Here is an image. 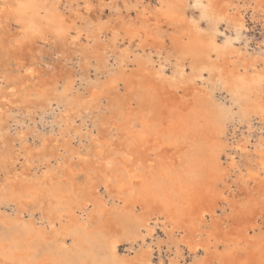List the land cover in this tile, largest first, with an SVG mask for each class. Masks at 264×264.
I'll list each match as a JSON object with an SVG mask.
<instances>
[{
  "label": "bare ground",
  "instance_id": "6f19581e",
  "mask_svg": "<svg viewBox=\"0 0 264 264\" xmlns=\"http://www.w3.org/2000/svg\"><path fill=\"white\" fill-rule=\"evenodd\" d=\"M67 1H70L69 3H71V0ZM82 1L83 4L81 3L79 5L81 8H79V10L77 9V11L82 9V11L78 14L79 19L83 17L82 14L85 16L86 14H89L88 12L92 8H94L92 6V0ZM203 2L207 15L213 19L214 23L226 20L228 23H234L239 28L245 26L246 16H243L245 13H238V11H236L237 13L232 12L227 8L228 6H223L218 0H203ZM185 3L186 0H159L155 6L150 8L151 6H149V4H144L143 0H134L130 4H125V7L127 9L138 8L139 15L138 12H136L139 16V21L137 20L138 22H134L133 20L132 22L130 19L131 22L127 25L126 19H129L125 17L126 19L123 21H125L124 24L126 25H123L122 23L118 24L117 20V23L114 20L113 22L112 19H107V21L104 22L101 16L102 13L99 15L95 13L92 17L93 20L88 17L78 24L79 22L77 20L61 11V0H0V29L2 24L5 22L9 26L10 20L14 21L19 26H28L35 33L40 32L44 25L45 27L47 25L56 27L54 29L57 30V36L60 39H71L74 43L82 40V37L85 36L86 33H89L92 30L96 31V41H100L104 35L110 37V41L105 47L104 52L97 57L99 67L103 64L105 66L107 61L105 54L106 50L109 49L114 55L119 52L117 51V44L120 37H122V40H125L126 38L130 39V41H133L134 43H136L134 40L137 39L138 46L140 47V49L137 48L138 52L134 53L132 46L128 45L127 48L120 55H118L119 68L109 71L110 77L103 86L108 85L111 87L109 88L110 91L111 89H114L115 91L113 94L116 92V95L119 96L118 86L119 82L122 81L128 92V98L124 101V105H127L128 108L124 109L127 111H129L128 109H132V103L135 101L133 97H140V101L147 106L146 108H148L147 115L134 118V121L135 119L138 120L137 122L135 121L136 123H140L135 125L139 129H133L131 127V122H129L131 120L123 117L126 121L128 120L129 127L126 128L124 125L125 128H123V130L121 129V134L118 132V136L120 137H118L119 139L116 141H111L110 138L113 136H109V134L113 133L109 132V134L105 133V136L96 139V157L98 159L95 163L100 164V166L93 168L96 173L95 175H97L96 177L99 180H102L101 182L105 184L104 186H106L107 189L112 185V181H114L119 188V192L118 189L116 190V192L119 193V195H117L118 199H123L124 201V205L122 207L119 208L116 204L114 208L112 207V210H110L111 206L109 209H106L102 201V205H97L98 213L100 212V214L116 216L115 218H118L122 224L121 230L123 231L121 232L126 235H131L134 238L136 237V239L141 235L142 228L147 230L148 227L152 225L151 220L153 218L157 219L154 224L155 227L161 224L158 223L160 217H153L154 215L165 216L166 219L164 220L161 228L168 236L167 238L169 239V242L166 241V243L174 245V249L171 248L170 250H174L176 254L175 257L171 258L170 262L166 264H180L182 250L185 249L191 253V256L196 259V263L199 264H219L220 262L223 264H255L256 262L254 263L253 260L254 256H247L246 260H239V256L237 255L239 249L241 248H238L239 245L241 242L244 243L249 238L250 229L253 225L245 226L242 233L234 239H231L232 237L230 238V234H234L235 232L234 227L233 230H230V234L224 233L225 236L222 237L223 240L226 239L229 241L226 243L228 250L227 255H223V253H216L215 255L213 252H210L213 240L212 230L214 228L210 229L211 226L208 227L205 222L208 214L212 219L214 218V211L211 209H205V200L203 199L202 193L204 194L205 192V194L208 195V191L210 190L209 192H211L213 187L209 189V186L212 184L209 183V181L215 177V173L219 168H221L218 157L219 150L217 151V147H221L222 139L220 135L223 131V122L230 116L231 112L229 109H222V107L218 108L217 106H214L212 103L213 100H211V95L208 92H205L206 90L204 91L203 88L201 90L199 88L200 86L198 87L197 80L198 78L204 77L205 72H207L209 75L207 77L208 81L212 82V85H220L226 88L230 93L234 104H239V106L243 107L245 114H249V112H257L264 115V66L262 71L257 72L259 69L257 68V60L247 59L244 54L239 53L235 48L219 42V31L216 28L211 27L207 30H203L196 25L190 15L186 12ZM97 8H99V5ZM123 21L120 20V22ZM164 21H167V24L169 22V25L170 23L173 24L172 27L175 25L178 28V25H180L179 27L182 33V35L180 34L181 36L177 38L179 40H175V44L177 45L175 48V52L177 53V61L175 64L177 74L173 76L165 74L163 70V63L165 62L160 56L158 59H155L153 58L151 52H147V47L149 46H154L153 48L156 47L160 49L164 47L166 41L164 42L162 38L159 39V37L162 36L161 33L164 31H162V28H159V26ZM18 28L19 32L14 34L12 33V44H15L16 46L15 54L18 56V59L21 65L25 68V71L23 76L10 78V80L8 79V87L0 88V114L5 107L7 108L9 103L15 101L12 98L18 95V92L21 93L19 88L21 87L22 89L23 86H26V82H31L33 77H35L34 75L36 72H38L34 63L30 62V60L28 62L25 61L24 58H20L24 55L26 51L25 49H27L26 46L29 44L25 45V43H23L25 42L22 41L24 38V31L22 28ZM72 30L75 31V34H72ZM31 46H33V44ZM84 51L85 50H81V52L85 54ZM133 54H135L134 57L129 59V57ZM126 59L129 61L134 60L136 64H142V67H140V73L129 74L127 67H124L122 64V62L127 61ZM166 59L165 61H168ZM187 64L190 68L189 71L186 69ZM262 65H264V62ZM148 66H152L154 69L153 72L148 71ZM157 66L159 67L157 68ZM251 69H254L253 73L251 72L253 71ZM57 80L54 81L51 93L53 97H56L59 100L60 103H66V109L63 110L56 119L57 124L62 126L63 124L67 125V123L72 119L73 108L76 107L77 104L72 97L68 95L65 96L66 94L64 95L65 97L62 95H56V92L58 91L55 85ZM47 84L42 83L43 94L41 93L42 91L40 88V101L53 98L47 94ZM180 91L183 93L180 94ZM93 92L95 93V90ZM102 96L104 97V95ZM94 97L97 98L96 96ZM120 99L121 98H119V100ZM81 102L83 103V99L78 103L79 107L81 106ZM113 103L114 106L116 103ZM110 105H112V103ZM133 107L135 108V106ZM49 108L52 109L51 106ZM145 109L143 111H145ZM116 115L118 116V114ZM121 115H123V113H121ZM127 115L130 116V114ZM104 116L102 115V117ZM14 120L15 122L17 121L16 119ZM118 121L120 124H124V122L126 124V121L121 122L118 119L116 123H118ZM109 126L112 127V124ZM17 136H19L21 140L22 133ZM93 138L95 139L97 137H92V139ZM104 139L108 140L102 141ZM45 141L46 140L44 139V143ZM241 141H238L237 139V143L233 147L236 149H244L246 144H243L244 140L242 142ZM246 143L248 144V142ZM260 145L262 146L263 143ZM106 151L108 153L111 152L115 156L112 158L104 156ZM79 153L76 155L79 156ZM257 156L258 154L256 157ZM27 159L31 158L28 157ZM82 159L85 158L83 157ZM26 162L28 163V161ZM256 162H258L257 165L259 167V173L257 175L259 176L260 170L264 172L263 155H261L259 160ZM59 167L57 171H60ZM73 169V162H66L64 164V175L66 177L69 175L73 176ZM219 171L221 173V170ZM15 172H17V170ZM62 176L63 175H61V177ZM70 176L68 178H70L71 181L64 177L68 182L65 179H59L58 177V180H53L52 178L50 181L44 178L45 180L39 181L38 185H29L26 183V185H21L20 183L23 184V179H25L23 174H12L14 183L13 186L10 185L7 190L11 199L22 203L24 201L26 202L29 198L37 199L38 196V198L41 199L46 198L48 200H52L54 203L51 202L50 205L56 214L59 213L56 216L59 218L60 223L58 224H60L59 226L61 227L58 230L55 228L57 217L53 215L49 216L52 220L50 221V230H46L44 227L37 228L33 223H29L24 227L15 230V233L4 236L0 239V264H153L151 258H145L147 255H145V257L141 256L140 260H138V257L130 259L126 257H119L120 241L114 237L117 232L115 235L114 233L111 235L110 228H108L109 226H113L115 223L110 225L108 220H104L106 223H109V225L106 226V228L109 229V231H107L104 227L105 225H103V227H99L97 223L95 226L91 225V228L92 226L96 227L95 229H91L87 222L82 221L79 219L80 217L78 218V216L73 214V216L68 215L69 217L66 215L67 218L63 219L66 214L65 212L67 211L66 205L69 203V200L66 197L72 198L75 191H77L74 187L75 180L73 181ZM218 176H216L217 178L215 177V183H217L216 181L218 178L220 179ZM89 177L90 180L93 181L91 178L92 176L89 175ZM252 177L254 178L253 175ZM76 183L78 184V182ZM85 191L86 190H84V193ZM213 191H216V188ZM79 195L81 197V194ZM110 195H112V193H110ZM216 196L217 195H214V197ZM80 197H78L79 200L81 199ZM210 201H213L214 204L217 202L213 196ZM47 202L48 201H46V203ZM79 202H81V200ZM88 205H90V203ZM137 207H139V212H137ZM51 208L50 210H52ZM249 210V208H244V214L246 215ZM261 210V212H258L259 215L264 213V208ZM100 224L102 225L103 223L101 222ZM114 227L117 228L115 225ZM155 227L151 228L150 232L148 230L149 233L147 232V234L153 236L154 230L157 229H155ZM113 231L115 230L113 229ZM68 238L71 240V243L69 242L70 244L68 243ZM141 239L143 243L141 245L143 246L146 239L144 237ZM151 244L152 243L147 245V250L150 255L153 253ZM37 249L40 250V252H36ZM242 251L240 250L239 252L241 253ZM254 251H256L255 248ZM204 253H209V256L204 258ZM243 253L245 254V252ZM262 257V259H264V256ZM237 259L239 261H237Z\"/></svg>",
  "mask_w": 264,
  "mask_h": 264
},
{
  "label": "rangeland",
  "instance_id": "374dc122",
  "mask_svg": "<svg viewBox=\"0 0 264 264\" xmlns=\"http://www.w3.org/2000/svg\"><path fill=\"white\" fill-rule=\"evenodd\" d=\"M61 1V11L77 20L79 22L78 24H80V22L84 21L88 17L92 18L95 13L97 15L102 13L101 16L104 22L107 21V19H112V21L114 20L115 22L117 20L118 24L122 23L123 25H126L124 24L125 21H123L126 19L125 17L129 19H126L127 25L129 24V22H133V20L134 22L139 21V9H127L125 7V4H130L134 0H125L126 3L124 2V0H92V6L94 8H92L88 12L89 14H86L85 16L81 13L83 16L81 19H79L78 14L82 11V9H80V11H77V9L79 10V8H81V6L79 5L83 2L82 0H71V3H69L70 1L67 0ZM218 1L221 2L223 6H228L227 8L232 12L238 11V13H245L246 15H243L244 17L246 16L245 26L239 28L234 23H228L226 20L219 22L217 21V23H214L213 19L209 15H207L204 9L203 0H186L185 9L196 25H198L203 30H207L211 27L216 28L219 31V42L235 48L239 53L244 54L247 59L257 60V68H259L257 72L262 71V68L264 66L262 65L264 62V0L263 3L262 0ZM143 2L144 4H149V6H151L150 8H152L159 2V0H143ZM98 5L99 8H97ZM118 10L120 11V13ZM136 11L138 12V15ZM91 20H93V18ZM120 20L123 22H120ZM9 23L11 26H8L5 22L2 24V27L0 29V88L8 87V81L10 80V78H18L19 76L24 75L25 68L21 65L18 56H16L15 54V44H12V36L14 33L19 32L18 27L22 28V30L24 31V38L22 41L25 42L23 43H25V45L29 44L28 46H26L27 49H25L26 51L24 55H22L20 58H24V60L28 62L30 60V62L34 63L38 72L35 71V77H33L31 82H26V86H23L22 89L21 87L19 88V91L21 90V93L18 92V95L12 98L15 100V104L14 102L9 103V105H7V108L5 107L0 114V239L4 236L15 233V230L24 227L29 223H33L37 228L44 227L46 230H50V221L52 220L51 218H49V216H56L59 214H56L51 208L52 206L50 205V203L52 202V200H48L46 198L41 199L38 198V196L37 199L29 198L28 200H26V202L24 201L23 203L11 199L7 190L8 187L10 185L13 186L14 183L12 174H23V177L25 179H23V184L20 183L21 185H24L25 183L29 185H38L39 181L45 179L49 181L50 179L52 180V178L53 180H58V177L59 179H65L64 177L66 176L64 175V164L66 162H73V176H69L71 177V179H73V181L75 180L74 187L77 191H75V194L72 193V198L66 197L69 200L70 204L67 203L66 205L67 211L65 212L66 214L64 215L63 219H66L68 215H76L78 216V218L80 217L79 219H81L82 221L87 222L90 225V228L91 225L95 226L96 223L99 227H103V225H105V228L109 225V223L110 225H113L115 223L114 225L117 228H115L114 225L109 226L108 228H110L111 235L112 233H114L115 235V233L117 232L116 236L114 237H116L120 241L118 254L119 257H126L129 259L138 257V260H140L141 256L145 257V255H147L145 258H151L153 264L169 263L170 259L174 258L176 254L174 250H170L171 248L174 249V245H169L168 243H166V241L169 242V239L167 238V234L161 228L164 220L166 219L165 216L154 215L153 217H160L158 223L161 224L155 227L154 224L157 219L152 217V220L154 221L153 222L151 220L152 225H150L147 230L145 228H142L141 235L136 239V237L134 238L131 235H126L121 232L123 231L121 230L122 224L118 218H115L116 216L100 214V212L98 213L97 209V205H102V203L105 205L104 207L106 209H109L111 206L110 210H112V207L114 208L116 204L120 208L124 205V201L123 199H118L117 195H119V193H117L116 190L118 189L119 192V188L114 181H112V185L109 186L108 190L107 187L104 186L105 184L101 182L102 180H99L96 177L97 175H95L96 173L94 172L93 168L96 166H100V164L95 163L98 159L96 157V139L105 136L109 132L113 133H108L109 136H113V139L110 138L111 141H116L117 139H119L118 137H120L118 135L120 132H122L121 129L123 130V128L129 127L128 120L126 121V119L131 120L129 122H131V127L133 129H139L135 126L139 122L136 123L138 120L135 119V122L134 118L147 115L148 108H146L147 106L140 101V97H133L135 101L132 103V109H128L129 111L124 109L128 108L127 105H124V101L128 98V92L122 81L119 82L118 86L120 97L116 95V92L113 94L115 90L111 89V91L113 90L111 92L109 89L111 87H109L108 85L103 86L106 84L107 80L110 77L109 71H113L119 68L118 55H120L128 45L132 46V50H134V53L138 52V49H140V47L138 46L137 39L134 40L136 41V43H134L133 41L132 43L130 39L126 38L125 40H122V37H120L117 44V51L119 52L114 55L109 49L106 50L105 54L107 61L105 63V66L103 64L99 67L97 57L104 52L105 47L110 41V37L106 35L102 36L100 41H96L97 33L96 31L92 30L90 31L91 33H86V35L82 37V40L74 43L71 39H60L57 36V30L54 29L56 27L47 25L45 27L44 25L40 32L35 33L28 26H19L12 20H10ZM172 25L173 24L170 23L169 25V22L167 24V21H164L159 26V28H162V31L164 30L163 33H161L163 37H159V39L162 38L164 42L166 41L163 47L164 49L156 47L153 48L154 46L147 47V52H151L153 58L158 59V57L160 56L162 60H164L165 63H163V70L165 74L169 76L177 74V70L175 67L177 61V53L175 52V48L177 45L175 44V40L182 35L179 27L180 25H178V28L175 25L172 27ZM47 29H49L50 31ZM72 34H75V31L72 30ZM164 37L165 39H167L165 40ZM27 38L29 39V42ZM32 44L33 46H31ZM30 48L33 50H31ZM81 50H85V54L82 53ZM134 55L135 54L131 55L129 59H132ZM256 57H258L259 59ZM165 59L168 61H165ZM126 60L127 61L122 62V64L124 65V67H127L129 74L140 73V67H142V64H136L134 60ZM158 67L159 66H157V68ZM148 68V71L153 72L154 69L152 68V66H148ZM186 69L188 71L190 70L188 64ZM251 70L250 71L253 73L254 69ZM208 76V73L205 72L204 77L198 78V87L200 86L199 88L201 90L203 88L204 91L206 90L205 92H208L211 95V100H213L212 103L214 106H217L218 108L222 107V109H229L231 112L230 116L227 117L223 122V131L220 135L222 139L221 147H217V151L219 150L218 157L221 168L217 170V172L215 173V177L220 175L218 176L220 177V179L218 178L219 181L217 180V183H215V179L217 177L212 178V182L209 181V183L212 184L214 182V186L212 184L209 186V189L213 187L211 189V192H209V190L208 195H206L205 192V195L202 193L203 199L205 200V209H211L214 211V218L212 219L208 214L207 220L205 222L208 227L211 226L210 229L214 228V232L212 230L213 240L211 243L212 246L210 247V252H213V254L215 255L216 253H223V255H227L228 250L226 247V243H228L229 241H227L226 239L223 240L222 237L225 236L224 233L230 234V230H233L234 227V234H230V238L232 237L231 239H234L242 233V230L245 226L253 225L250 229L249 238L244 243L241 242L242 245H239L238 248L241 247L239 251H243L241 253L238 251L237 255L239 257H237L239 258V260H246L247 256H254L253 260L254 263L256 262L255 264H264V259H262V256H264V213L262 215L258 214V212H261V209L264 208V172L260 170V175H257L259 173V167L257 165L258 162H256L259 160L261 155H263L264 157V115L257 112H249V114H245L243 107L239 106V104H234L233 99L227 89L220 85H212V82L208 81L207 79ZM41 78L44 80H42ZM56 80L57 83L55 85L56 89L58 90L56 92L57 96L62 95L63 97H65L68 95L72 97L77 104L76 107L78 106L80 100L83 99V103L81 102L80 104L81 106H78L79 108H73L72 119L69 121L70 123L68 122L67 125L63 124L62 126H59L57 124L56 119L58 118L60 113L66 109V103H60L59 100L56 97H53L51 93L53 90L52 88L54 81ZM42 83H48V88L46 89L47 94L49 96H52L53 98L40 101V92L42 91L41 93L43 94ZM94 90L97 95L93 92ZM181 93L183 92L180 91V94ZM102 95H104V97ZM94 96H96L97 98H95ZM119 98L121 99L119 100ZM113 102L116 103L114 106ZM111 103L112 105H110ZM118 104H122L123 107L122 105L119 106ZM50 106L52 107V109L49 108ZM133 106H135V108ZM139 106L144 109L146 108L145 111H143L144 109L140 108ZM56 111L58 112V114ZM121 113H123V115H121ZM126 113L130 114V116ZM107 114H109L110 117ZM116 114H118V116L121 118H119ZM102 115L105 116L102 117ZM123 117H125L126 119H124ZM100 118L102 121L100 120ZM114 118L116 121L117 119L121 121L123 118L121 122L126 121V124L124 122V124L122 123V125L119 121L118 123H116ZM14 119H16L17 121L15 122ZM110 124H112L113 128L109 126ZM109 127L111 131L109 130ZM117 128L119 129V131ZM20 133H22L23 138H21V140L19 136H17ZM115 134L117 137L115 136ZM92 137L97 138L92 139ZM44 139L46 140L45 143ZM237 139L238 141H241L242 139L244 140L243 144H246L244 149H236L235 147H233L236 145ZM105 140L108 139H104L102 141ZM246 142H248V144ZM261 143H263L262 146L260 145ZM56 145L58 148L56 147ZM76 150L81 152L79 153ZM78 153L80 158L78 155H76ZM254 153H257L258 156L256 157L257 154ZM104 156L112 158L115 155L111 152L108 153L106 151L104 153ZM28 157H30L31 159H27ZM83 157L85 159H82ZM26 161H28V163ZM230 165L232 166V168ZM58 167L60 171H57ZM249 169L252 171H250ZM16 170L17 172H15ZM219 170H221V173ZM50 171L53 173H51ZM86 172L88 176L86 175ZM46 175L49 177H47ZM61 175L63 176L61 177ZM89 175L92 176L91 178L93 179V181L90 180ZM252 175L255 179L252 177ZM68 177H66V179L71 181ZM76 182H78V184ZM215 188L217 192L213 191ZM84 190H86L85 193ZM110 193H112V195H110ZM79 194H81V197ZM214 195L217 196L214 197ZM212 196L217 200L215 204L213 201V203L210 201ZM78 197L81 198V202H79L80 200L78 199ZM94 200L96 203L94 202ZM46 201L48 202L46 203ZM89 203L90 205H88ZM50 208L52 210H50ZM81 208L84 209L82 210ZM137 208V212H139V207ZM244 208L250 209L246 215L244 214L245 212H243ZM56 217L57 222L55 228L58 230L61 226H59L60 224H58L60 223L58 216ZM104 220H108L109 223L107 222V224ZM101 222L103 223L102 225L100 224ZM94 226H92L93 229L96 228ZM153 227L157 229L154 230L153 236H150L149 234H147V232L148 230L150 232V229ZM108 228H106L107 231H109ZM113 229L115 231H113ZM140 237H144L146 239L143 246L141 245L143 243ZM69 238L68 243H71V240H69ZM150 243H152L151 246L153 248V253L151 255L153 257L150 255V253H148L147 250V245H150ZM254 248L256 251H254ZM38 251L40 252V250L37 249L36 252ZM243 252H245V254ZM208 254L209 253H204V258L209 256ZM180 260V264H199L196 263V259L191 256V253L187 249L182 250V256L180 257ZM239 260L237 259V261ZM219 264L223 263L220 262Z\"/></svg>",
  "mask_w": 264,
  "mask_h": 264
}]
</instances>
